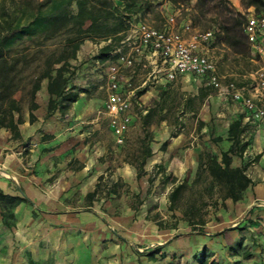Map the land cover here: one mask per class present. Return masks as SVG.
<instances>
[{
    "label": "crops",
    "instance_id": "0c3cea01",
    "mask_svg": "<svg viewBox=\"0 0 264 264\" xmlns=\"http://www.w3.org/2000/svg\"><path fill=\"white\" fill-rule=\"evenodd\" d=\"M216 53L220 64L225 54ZM259 54L264 59V53ZM237 56L254 60L249 50L246 55ZM143 62H147L149 67H144ZM154 70L152 60L138 56L135 67L127 68L123 74L135 86L141 87V96L135 102L138 107L137 112L132 115V125L136 118L140 120L138 127L143 133L141 146L148 136L152 154L146 158L142 173L130 171V168H120L118 179L130 180L143 175L147 178L165 179L173 175L177 181L193 180L198 171L200 155L209 152L221 156L223 151L230 150L234 142L229 133L230 126L236 121H241L243 131L240 134V145H246V149L242 155H232V164L247 166L246 173L252 179V184L246 190L243 200L234 202L227 199L226 206L234 208L235 204H238L241 208L250 209V205L256 199H264V118L253 119L242 102L223 98L216 89L205 85L200 77L185 74L178 75L175 80L170 81L166 72L155 73ZM254 73L255 70L249 71L248 68H231L220 74L224 83L236 82L245 96L252 97L259 106L264 107V100L260 99L255 91ZM94 80L81 81L77 78L72 81L80 92L79 100L72 106V116L81 115L82 119H86L91 113L90 105L96 100L93 95L94 84L101 82ZM46 94L48 98L46 102L36 99L39 107L34 111L36 115L34 122H30L29 110L27 115H24V122L19 124L18 137L14 136L11 130L0 128V193L5 195H0V264H31V252H34L36 264L37 251L43 244L53 243L54 235L61 228L59 215L55 212L61 207L66 210L67 207L77 208L66 202L62 196L79 189L88 195L98 188V177L103 173L100 153L91 151L90 140L91 137L94 136L95 139L100 135L101 124L95 122L97 120L95 118L88 121L92 122L91 125H75L66 121L59 111L46 117L49 93L47 83H42L39 95L41 97ZM187 99H193L194 106L185 110L179 109L182 116L193 117V128H187L183 121L185 125L178 132L181 122L177 127L176 124H168L167 118L148 126L142 124L141 116L150 108L159 105V113L168 117L177 102H185ZM84 103L89 107L78 111V107ZM132 125L128 129L129 132ZM17 139L21 140L20 145L14 144ZM187 140L190 142L187 143ZM101 147L100 145L98 148ZM26 150L31 153L22 155ZM77 161L79 165L74 167ZM140 161L139 159L132 163L138 164ZM94 166L100 171L91 174ZM5 171L9 174H5ZM169 188L171 190L173 184L168 190ZM95 208L97 209V206ZM81 220L87 224L86 226H97L96 228L107 223L104 219H90L88 216L82 217ZM67 228L74 230L76 227L71 224ZM162 231L161 236L167 238L164 241H171L168 237L172 230ZM192 242L198 247L202 240L191 235L184 238L183 243L171 241L181 248ZM69 257V260L74 261L72 253Z\"/></svg>",
    "mask_w": 264,
    "mask_h": 264
},
{
    "label": "rangeland",
    "instance_id": "374dc122",
    "mask_svg": "<svg viewBox=\"0 0 264 264\" xmlns=\"http://www.w3.org/2000/svg\"><path fill=\"white\" fill-rule=\"evenodd\" d=\"M36 1L0 0V7L3 3L9 9L14 6V3L16 5L27 2L35 4ZM115 1L121 5L123 3L122 0ZM203 2H206L205 6L198 8L197 0L181 3H174L171 0H144L140 11L145 21L158 28L164 27L169 15L176 14L178 25L188 20L199 30L212 27L223 29L224 26L233 22L236 12L240 11L246 19L249 14V8L243 5L242 0H203ZM103 45L104 42L85 40L78 52L79 58L72 62L76 71L73 80L80 78L81 81L83 79L101 81L94 84L93 95L96 100L92 105L89 104L92 107L91 113L86 119H82L81 115L72 116L71 107L67 114L63 115L66 121L75 125H91L92 122L88 121L96 118L95 122L102 126L100 135L90 139L91 151L100 153L102 164L103 173L98 177V192L92 198L83 194L80 189L62 196L66 202L77 208L67 207L68 210H66L61 207L55 212L59 215L61 228L54 235L55 243L43 244L35 254L39 264H203V257H205V264H264V199H256L250 205V209L241 208L238 204H235L234 208L222 206L216 211L209 208L210 213L207 216L209 222L201 229L195 230L184 220L177 221L176 228H164L172 230L168 237L171 241L183 243L184 238L191 235L202 240L198 247L192 242L181 248L172 244L171 241H164L166 237L161 236L163 229L155 220L163 219L172 225L176 221L168 209L169 193L172 190L170 188L168 190V187L178 182L176 177L170 175L165 179H159L147 178L143 175L130 180L118 179L120 168H130V171L139 173L138 164L132 162L141 159L143 133L138 127L140 120L136 118L130 132H126L124 144L119 146L116 143L110 129L109 116L104 113V103L108 94L105 75L108 64L95 60V56ZM211 47L214 48L215 55H217L216 52L225 54L224 59L218 64L221 74L231 68H248L249 71H256L264 66V59L253 50L250 43L248 50L251 51L254 60L250 61L245 56H237L224 40L222 32ZM36 49L38 48L33 46L32 52ZM31 73V67L24 70L21 90L16 93V97L21 99L23 117L27 115L31 100ZM43 83L46 84L47 80L45 79ZM38 98L39 101L45 102L48 99L47 94L40 97L39 92L36 95V99ZM179 103L177 102V105L170 110L167 117L168 124H176L178 127L181 122L178 132L185 123L187 128L194 126L193 117L182 116L178 107ZM88 107L84 103L78 107V111ZM137 107L138 104L134 103L132 115L137 112ZM20 142L21 140L17 139L14 144L18 145ZM98 142L101 143L98 144ZM188 142L190 140H187ZM100 145L101 149L98 148ZM30 153L26 150L22 155ZM78 165L77 161L74 167ZM98 171L100 170L94 166L91 174ZM4 173L9 174L6 171ZM188 181L192 182V180ZM115 183L118 192L109 194L108 190L113 189ZM90 205L93 207H87ZM137 206L138 208L134 209ZM177 214L180 215L179 212ZM84 216L90 219H104L107 223L99 228L88 227L81 220ZM71 224L76 227L74 230L67 228ZM71 253L74 261L69 260ZM31 254V264H35L34 252Z\"/></svg>",
    "mask_w": 264,
    "mask_h": 264
},
{
    "label": "trees",
    "instance_id": "16d2710c",
    "mask_svg": "<svg viewBox=\"0 0 264 264\" xmlns=\"http://www.w3.org/2000/svg\"><path fill=\"white\" fill-rule=\"evenodd\" d=\"M181 3L187 0H171ZM225 1V0H222ZM122 5L115 0H37L33 3H21L9 9L5 3L0 7V128L11 130L14 136L20 135L19 124L24 122L21 99L16 93L21 90L24 80L22 73L27 67L32 68L30 88V122L36 120L34 111L39 107L36 95L47 80L49 100L46 117L59 111L67 114L72 105L80 98V92L73 85L76 74L72 62L77 60L78 52L87 39L104 42L95 56V60L105 63L113 60L112 54L123 34L129 28L135 15L141 14L144 0H122ZM244 6L253 7L256 12L264 11V0H242ZM206 2L197 0L198 8ZM233 22L221 28L224 40L237 54L245 55L249 49L245 33V15L236 12ZM111 40L108 42V40ZM33 46L38 49L32 52ZM41 56H38L40 55ZM142 93V92H141ZM195 101L187 99L179 103V108L193 107ZM159 105L150 108L142 117L144 126L167 118L159 113ZM241 121L230 126V136L234 140L228 151L221 156L209 152L200 155L196 177L178 181L169 193V211L175 222L168 224L163 219H155L160 228H176L177 221L184 220L188 225L201 229L209 222L207 217L212 208L226 206V200L238 202L244 199L252 179L246 173L247 166H234L233 154L242 155L246 145H240ZM148 135V134H147ZM148 136L142 145L139 173L144 171L146 158L152 154ZM151 139H149L150 141ZM218 140V139H216ZM99 188V187H98ZM95 191L88 193L94 197ZM114 184L111 192L117 193ZM1 196L2 193H0ZM140 202V201H139ZM134 207V209H137ZM180 213V215L177 214ZM204 255V254H202ZM203 257V256H202ZM205 264V257L202 259Z\"/></svg>",
    "mask_w": 264,
    "mask_h": 264
},
{
    "label": "built area",
    "instance_id": "2783aa9c",
    "mask_svg": "<svg viewBox=\"0 0 264 264\" xmlns=\"http://www.w3.org/2000/svg\"><path fill=\"white\" fill-rule=\"evenodd\" d=\"M220 33V27L199 30L188 20L178 25L176 14L169 15L162 28L151 25L141 14L134 16L112 52L115 58L106 62L108 94L104 113L109 116L110 129L119 146L124 144L126 132L133 123V104L141 96V87L135 86L123 75L127 68L135 67L138 56L152 60L154 72H166L170 81L185 74L200 77L205 85L216 89L223 98L242 102L253 119L264 118V107L259 106L252 97L245 96L236 82H223L217 57L211 47ZM245 33L253 50L264 53V11L256 12L253 7L249 8ZM143 66L149 67V64L143 62ZM254 74L255 91L264 100V66Z\"/></svg>",
    "mask_w": 264,
    "mask_h": 264
}]
</instances>
